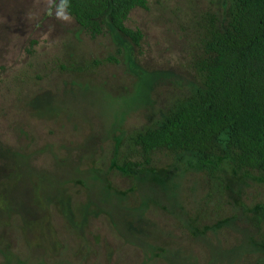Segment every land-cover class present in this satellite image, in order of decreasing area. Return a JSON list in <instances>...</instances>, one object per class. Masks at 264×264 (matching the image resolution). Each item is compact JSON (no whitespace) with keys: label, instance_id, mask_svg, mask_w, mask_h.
<instances>
[{"label":"rangeland","instance_id":"374dc122","mask_svg":"<svg viewBox=\"0 0 264 264\" xmlns=\"http://www.w3.org/2000/svg\"><path fill=\"white\" fill-rule=\"evenodd\" d=\"M90 38L58 0H0V264H241L264 255V178L228 155L155 153L128 180L124 136L198 83L206 30L229 0H145ZM264 264V262L262 263Z\"/></svg>","mask_w":264,"mask_h":264},{"label":"trees","instance_id":"16d2710c","mask_svg":"<svg viewBox=\"0 0 264 264\" xmlns=\"http://www.w3.org/2000/svg\"><path fill=\"white\" fill-rule=\"evenodd\" d=\"M223 28L212 23L193 61L198 78L191 93L156 120L128 132L112 160L130 180L152 167L155 153L197 156L211 182V197L220 204L223 191L215 170L205 162L228 155L236 175L264 178V0H229ZM145 0H58L90 38L100 35L103 18L134 47L142 35L125 25L129 13L146 8ZM264 255L241 264H262Z\"/></svg>","mask_w":264,"mask_h":264}]
</instances>
